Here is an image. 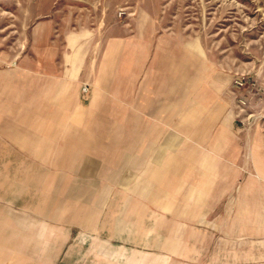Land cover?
<instances>
[{
    "label": "crops",
    "instance_id": "1",
    "mask_svg": "<svg viewBox=\"0 0 264 264\" xmlns=\"http://www.w3.org/2000/svg\"><path fill=\"white\" fill-rule=\"evenodd\" d=\"M125 3H23L21 58L0 56L8 259L264 264V126L239 123L200 46L143 9L129 29Z\"/></svg>",
    "mask_w": 264,
    "mask_h": 264
},
{
    "label": "rangeland",
    "instance_id": "2",
    "mask_svg": "<svg viewBox=\"0 0 264 264\" xmlns=\"http://www.w3.org/2000/svg\"><path fill=\"white\" fill-rule=\"evenodd\" d=\"M26 0H0V56L20 59L21 33L24 28L23 3ZM118 18L133 29L137 11L153 16L161 33L176 40L200 46L207 59L208 75L218 71L230 80L235 93L238 118L250 115L264 126V0H124ZM17 49V50H16ZM3 68H0V70ZM243 85L237 87L235 81ZM247 99L244 111L240 98ZM240 123V122H239ZM241 124V123H240ZM253 124V123H252ZM5 189L0 190V264H13L7 243V203ZM17 220V219H16ZM17 236V233H14ZM29 235V234H28ZM11 239V238H10ZM17 255V254H16ZM19 261L15 260V264ZM21 262V261H20ZM60 264V261H59Z\"/></svg>",
    "mask_w": 264,
    "mask_h": 264
},
{
    "label": "built area",
    "instance_id": "3",
    "mask_svg": "<svg viewBox=\"0 0 264 264\" xmlns=\"http://www.w3.org/2000/svg\"><path fill=\"white\" fill-rule=\"evenodd\" d=\"M122 15H124V12L123 11H120L119 12V16H122ZM235 85L237 86V87H240V86H242L243 85V83L240 81V80H236L235 81ZM247 99H245V98H240L239 99V101H238V103H239V107L241 108V111H244V107L247 105ZM255 121V119L253 118V116H249V117H247V118H241L240 120H239V122L242 124V125H245V124H251V123H255L254 122Z\"/></svg>",
    "mask_w": 264,
    "mask_h": 264
}]
</instances>
